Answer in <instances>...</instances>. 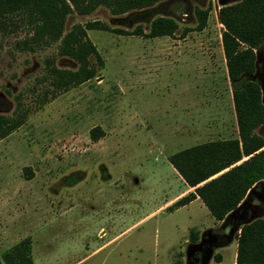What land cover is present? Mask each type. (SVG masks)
Segmentation results:
<instances>
[{
  "label": "rangeland",
  "instance_id": "374dc122",
  "mask_svg": "<svg viewBox=\"0 0 264 264\" xmlns=\"http://www.w3.org/2000/svg\"><path fill=\"white\" fill-rule=\"evenodd\" d=\"M239 1L70 13L64 32L91 21L106 29L86 30L98 52L89 57L96 75L62 90L51 84L48 65H79L58 53L60 41L31 50L19 47L27 27L0 31V116H22L0 137V255L29 237L34 264H188L189 257L195 264L191 251L203 247L202 264H233L239 228L231 237L229 230L264 216V180L238 215L221 222L200 201L147 214L187 188L170 154L238 138L234 86L255 81L264 103V42L253 75L235 85L227 78L218 9ZM156 17L173 19L174 34H136L148 33ZM95 127L102 135L93 141ZM256 132L264 138V125ZM191 229L195 244L186 242Z\"/></svg>",
  "mask_w": 264,
  "mask_h": 264
},
{
  "label": "trees",
  "instance_id": "16d2710c",
  "mask_svg": "<svg viewBox=\"0 0 264 264\" xmlns=\"http://www.w3.org/2000/svg\"><path fill=\"white\" fill-rule=\"evenodd\" d=\"M159 1L0 0V31L27 27L29 34L19 46L25 49L34 50L60 41L58 53L74 59L79 65L76 70L48 65L51 84L62 90L96 75L89 57H98V52L86 30L106 29L103 24L91 21L84 25L74 24L64 32L65 20L70 13L86 15L105 5L113 14H123ZM203 13L207 15V11ZM218 19L224 28L221 43L227 75L235 85L255 71V50L264 42V0H240L221 6ZM204 21H200L197 28L203 27ZM176 29L173 19L156 17L148 33H142L141 29L135 32L151 38L173 35ZM50 62L48 60L47 64ZM232 99L238 138L203 142L180 149L167 158L186 184L193 187L192 192L179 198L173 206H183L198 197L217 221H224L232 214L238 215L248 205L255 186L264 180V138L256 132L264 125L261 89L255 81L244 80L239 87H233ZM21 118L0 116V137L19 126ZM101 135L98 127L90 131L93 141ZM189 238L197 242L198 233L191 231ZM236 240L235 264H264V216L242 224L236 232ZM214 259L219 261L220 256L215 255ZM0 264H34L30 238L22 239L0 255Z\"/></svg>",
  "mask_w": 264,
  "mask_h": 264
},
{
  "label": "crops",
  "instance_id": "0c3cea01",
  "mask_svg": "<svg viewBox=\"0 0 264 264\" xmlns=\"http://www.w3.org/2000/svg\"><path fill=\"white\" fill-rule=\"evenodd\" d=\"M224 61H225V58H224ZM225 66H226V63H225ZM226 69H227V67H226ZM227 78H228V76H227ZM232 93V92H231ZM231 99H232V95H231ZM232 102H233V99H232ZM233 109H234V106H233ZM235 113V112H234ZM235 128L237 129V134H238V126H237V121H236V117H235ZM243 159H245V157L243 158ZM242 159V160H243ZM172 166V165H171ZM172 169L174 170V172H175V174H177V176L181 179V181L185 184V186H187V188H185V189H183L182 191H180L179 193H177L175 196H173L172 198H170L169 200H167L164 204H163V206H160V207H158L156 210H154V211H152V212H150L149 214H147V215H152V214H154L156 211H158L159 209H162V208H166V209H172V207L173 208H180V207H184V206H189L190 204H192L193 202H195V201H200L201 203H202V201L198 198V197H196L195 199H193L192 201H190L188 204H185V205H183V206H173V204L179 199V198H181L182 196H184V195H186V194H188L189 192H192L193 191V187H190L188 184H186V182L182 179V177L177 173V171L172 167ZM110 202H111V200L109 199V201H108V203H109V205H111L110 204ZM203 204V203H202ZM204 205V204H203ZM92 210V212L94 211V213H99V212H101L102 210H100V211H97V209H91ZM208 210V209H207ZM105 211V210H104ZM147 215L146 216H144V218L145 217H147ZM217 221V220H216ZM218 222H221V221H218ZM102 229V228H101ZM99 231H100V229H99ZM191 231H192V229H191ZM190 231V232H191ZM190 232H189V236H190ZM114 239V237L113 238H111L110 240H108L106 243H109L110 241H112ZM186 242H188L189 244H195L196 242H193V241H191L190 240V238H188V241H186ZM237 242V241H236ZM237 244V243H236ZM223 246V245H222ZM192 249V248H191ZM191 252H195V250L193 249V251H191ZM198 253V252H197ZM196 254V252L194 253V255ZM189 261H190V264H192V262L191 261H194L192 258H190L189 257V259H188V264H189ZM174 264V263H173ZM195 264H198V261L196 262L195 261ZM199 264H202V262H199ZM233 264H235V261L233 262Z\"/></svg>",
  "mask_w": 264,
  "mask_h": 264
},
{
  "label": "water",
  "instance_id": "95a60500",
  "mask_svg": "<svg viewBox=\"0 0 264 264\" xmlns=\"http://www.w3.org/2000/svg\"><path fill=\"white\" fill-rule=\"evenodd\" d=\"M242 223V221L238 220L235 222V224L230 228L229 230V236L231 237L233 235L234 232L237 231L238 228H240V224ZM244 224V223H243Z\"/></svg>",
  "mask_w": 264,
  "mask_h": 264
},
{
  "label": "flooded vegetation",
  "instance_id": "af4514ba",
  "mask_svg": "<svg viewBox=\"0 0 264 264\" xmlns=\"http://www.w3.org/2000/svg\"><path fill=\"white\" fill-rule=\"evenodd\" d=\"M203 249V250H202ZM204 253H205V247H203V248H201L200 250H199V252L198 253H196L195 255L193 254V256H196L197 258H198V264H199V262H201L202 261V256L204 255ZM196 261V262H197ZM189 264H190V261H189Z\"/></svg>",
  "mask_w": 264,
  "mask_h": 264
}]
</instances>
